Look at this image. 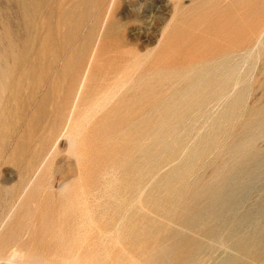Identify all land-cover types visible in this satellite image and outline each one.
<instances>
[{"label": "rangeland", "instance_id": "rangeland-1", "mask_svg": "<svg viewBox=\"0 0 264 264\" xmlns=\"http://www.w3.org/2000/svg\"><path fill=\"white\" fill-rule=\"evenodd\" d=\"M177 1L174 12L172 0H0L3 255L23 245L125 264H264V231L251 252L203 232L227 188L245 194L229 222L249 212L245 227L264 226V0ZM69 122L84 126L80 173Z\"/></svg>", "mask_w": 264, "mask_h": 264}, {"label": "bare ground", "instance_id": "bare-ground-1", "mask_svg": "<svg viewBox=\"0 0 264 264\" xmlns=\"http://www.w3.org/2000/svg\"><path fill=\"white\" fill-rule=\"evenodd\" d=\"M172 10L174 12H176V9L178 8L179 5V1L177 0H172ZM256 7V6H255ZM255 10V9H254ZM172 11V12H173ZM118 30V29H117ZM261 32L260 34H257L256 31L255 33L257 34V43H259L260 41H262V38L264 37V27L262 29H260ZM115 31V30H114ZM175 31V30H174ZM258 31V30H257ZM120 32V31H119ZM259 33V32H258ZM173 39V38H172ZM263 42V41H262ZM254 43V42H253ZM256 44V43H255ZM261 44V43H260ZM257 45V44H256ZM251 47V46H250ZM253 47V46H252ZM255 48L257 49V47L255 46ZM252 50V49H251ZM240 52V51H239ZM242 52V51H241ZM259 54V53H258ZM255 58V57H254ZM93 57H91L90 61H94L92 60ZM210 62V61H209ZM247 63V62H246ZM195 64V63H194ZM221 65V64H220ZM249 66V65H248ZM250 67V66H249ZM134 67H131V69H128L126 72L118 75L115 78V81L102 93V96L100 97V99L98 101H96L91 107H90V112L92 113L93 111H97L102 108H104L108 103L112 102V100H114L119 94L120 92H122L123 88L125 87V85L129 82V80L132 77V71L134 70ZM87 70H89V65L87 66ZM156 70V69H155ZM255 70V69H254ZM205 74V73H204ZM86 77H87V73L85 75H83V78L80 82V85L77 89L76 92V99H75V104L78 102L80 95L82 93V90L85 86V81H86ZM192 82V81H191ZM254 87V86H253ZM222 98H226L230 96L231 94V89L229 88H224L222 90ZM221 95V94H220ZM220 97V98H221ZM255 97V96H254ZM94 100V99H93ZM65 101V100H64ZM74 104V106H75ZM73 111V110H72ZM98 111V112H99ZM97 112V113H98ZM96 113V114H97ZM71 115V113H70ZM89 115V114H88ZM93 115V113H92ZM205 115V114H204ZM83 116V115H82ZM90 116V115H89ZM70 118V117H69ZM88 118V122H89V117L85 116V120ZM68 121V120H67ZM83 124V123H82ZM81 124V125H82ZM80 124H70L67 123L66 128L63 132V136H65L66 138H68V146H69V151L71 152L72 156H73V165L74 168L78 170V173H80L81 171V151L78 148L79 145V134H80V128H81ZM233 125V124H232ZM83 126V125H82ZM84 127V126H83ZM232 127V126H231ZM82 131V130H81ZM191 135V134H190ZM22 139V138H21ZM60 139V138H59ZM53 148V147H52ZM60 151V150H59ZM66 151V150H65ZM68 151V152H69ZM50 152V150H49ZM54 148L51 150L50 154H54ZM63 152V151H62ZM57 153V152H56ZM49 154V155H50ZM48 155V154H47ZM52 157V156H51ZM46 158V157H45ZM64 161V160H63ZM46 162V161H45ZM43 164V163H42ZM47 164V163H46ZM167 166V165H166ZM66 167V166H65ZM38 168V167H37ZM42 168V166H41ZM41 168L39 170H37V174L38 172L41 170ZM44 169H45V165H44ZM57 170V169H56ZM73 171V170H72ZM84 171V170H83ZM41 172V171H40ZM39 172V173H40ZM36 175V173H35ZM39 175V174H38ZM43 176V175H42ZM80 176V175H79ZM53 177V176H52ZM46 178V177H45ZM74 178V177H73ZM34 179V178H33ZM39 179V178H38ZM42 179V178H41ZM51 179V178H50ZM40 180V179H39ZM80 180V179H79ZM27 182V180H26ZM34 183V181H33ZM32 183V185H33ZM43 183V182H42ZM49 183V182H48ZM31 184V183H30ZM44 184V183H43ZM51 184V183H50ZM48 185V184H47ZM46 185V186H47ZM31 187V185H29ZM26 187V189H28V187ZM41 186V185H40ZM39 186V188H40ZM37 187V184H36ZM59 190L61 191V194H63V192H70V190L72 189V187L70 186L68 180H63L60 184H59ZM38 188V187H37ZM38 188V189H39ZM43 188V187H42ZM48 188V187H47ZM51 188V187H50ZM25 189V190H26ZM235 189L234 191L238 190V187L234 186ZM230 190H224L223 195L221 196V199L219 200L218 203H212L209 205L207 210V218L210 221H207L204 225H203V232L207 233V234H214L217 232H222L224 233L223 235L226 236L227 238H229V240L232 242L233 246L235 247H240V246H244V247H248L251 251H256L258 250L261 246H260V241L261 239H263L262 233L264 231V226L258 225L257 223H255L252 228H247L245 227L246 222L248 221H252L253 217L249 214V212H245L243 213L239 220L237 221V223L233 224L232 222H229L230 218H234L237 215V211H238V207L237 204L239 202V200L241 199L242 196H244L241 193L236 194L234 192H230ZM44 193V192H43ZM66 194V193H65ZM64 194V196H65ZM24 196V194L21 196V198ZM66 197V196H65ZM68 200V199H67ZM66 200V201H67ZM37 202V201H36ZM15 206L13 207L14 210ZM5 212V211H4ZM13 212L8 213L3 220L0 222V232L1 230H3V228L6 226V223L9 221L11 215ZM30 214V213H29ZM28 214V216H29ZM31 215V214H30ZM91 217V216H90ZM235 219V218H234ZM92 221V220H91ZM8 225V224H7ZM98 227V226H97ZM29 229V228H28ZM31 229V227H30ZM32 230H30L31 232ZM36 232V231H35ZM26 233V232H25ZM29 234V233H28ZM32 234V233H31ZM80 235V234H79ZM20 238V237H19ZM82 238V237H80ZM7 239V238H6ZM48 240V239H47ZM60 240V239H59ZM83 240V239H82ZM86 240V239H85ZM84 240V241H85ZM7 241V240H6ZM54 242V240H52ZM22 242V240H21ZM41 242V240H40ZM74 242V241H73ZM71 242V243H73ZM16 243V242H15ZM20 243V240L19 242ZM23 244V243H21ZM26 244V242H25ZM53 243H51L52 245ZM27 245V244H26ZM45 245V244H44ZM55 245V244H53ZM57 245V244H56ZM55 245V246H56ZM53 246V247H55ZM77 246V245H76ZM57 247V246H56ZM82 247V246H81ZM76 248V247H75ZM117 248V247H116ZM31 249V247H30ZM34 249V248H33ZM57 249V248H55ZM71 250V248H69ZM11 250V249H9ZM40 250V249H39ZM61 250V249H60ZM82 250V249H81ZM35 250H33L32 252H30L27 248V246H17L14 247L11 252L9 254L3 255L5 253H1L2 251H0V260L5 262H9L10 264H14V263H18V264H125L124 261H122L120 256L117 255H93L91 253H87V252H82L80 251V248L78 249V252H75L74 250H72V252H74V254H72L71 256H66L63 254H54L53 256H45L42 254H40L39 252L36 253L34 252ZM50 251V250H49ZM62 251V250H61ZM5 252V251H4ZM6 252V253H7ZM57 252V251H56ZM60 252V251H59ZM71 252V253H72ZM66 254V253H65ZM69 255V253H67ZM116 254V253H115ZM129 258H126V260ZM129 261V260H128ZM126 262V261H125ZM136 261L133 259L131 261V264L135 263ZM138 262V261H137ZM128 263V262H127ZM126 263V264H127ZM225 264V263H224Z\"/></svg>", "mask_w": 264, "mask_h": 264}]
</instances>
